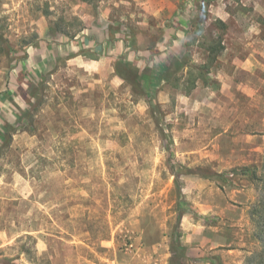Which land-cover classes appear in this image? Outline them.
Wrapping results in <instances>:
<instances>
[{
	"label": "rangeland",
	"instance_id": "1",
	"mask_svg": "<svg viewBox=\"0 0 264 264\" xmlns=\"http://www.w3.org/2000/svg\"><path fill=\"white\" fill-rule=\"evenodd\" d=\"M204 1L201 9L195 0H166L157 18L141 0H127L110 14L119 26L98 29L112 42L120 40L124 64L144 74L188 53L186 67L170 66L171 82L150 86V75L142 86L123 81L108 48L93 66L60 59L38 89L31 120L21 124L16 105L34 101L28 86L38 81L27 77L20 85L18 62L39 39L37 20L49 5L35 0L3 8L0 0V127L8 122L19 129L0 156V264L170 261L180 215L181 243L184 228L202 233L189 240L197 248L189 260L246 264L260 250L264 0H213L206 7ZM89 4V14L97 16L98 1ZM200 17L198 35L190 26ZM83 28L79 17L59 11L47 30L50 38L56 32L73 38ZM219 36L225 49L208 74L214 84L197 81L186 95L187 71L205 62L207 42ZM249 54L244 70L239 63ZM6 91L9 98L1 96ZM243 167L250 173L240 172ZM232 170L237 174L225 183L196 175ZM201 203L214 207L203 216ZM203 238L221 246L210 250ZM231 248L239 253L230 254Z\"/></svg>",
	"mask_w": 264,
	"mask_h": 264
},
{
	"label": "crops",
	"instance_id": "2",
	"mask_svg": "<svg viewBox=\"0 0 264 264\" xmlns=\"http://www.w3.org/2000/svg\"><path fill=\"white\" fill-rule=\"evenodd\" d=\"M32 1L35 0H1L2 7H7L11 5H15L16 7L21 6H27L30 5ZM48 2L49 5V13H47L46 16H40L37 20V23H39V39H37L35 42L31 43L28 47H26L24 54L25 58L18 64V67L22 72H24L27 76H25V79L27 77H30L31 79H35L37 81L40 80V78L47 73H50L51 71L55 70L56 63L60 59H66V61L73 60L81 61L84 64L88 65H95L99 64L100 59L102 56L105 55L106 48L109 49V59H117L119 55V46L118 44L121 43V41H114L112 42V39H109L107 36H109V33H107V36H105L102 32L99 33L98 29L102 28L103 26L107 27H116L118 23L112 20L111 12L114 10V7H117L119 4H126L127 0H96L99 3V14L95 17L91 16L89 14L90 4L89 1L91 0H45ZM162 1V3H161ZM160 2L157 0L156 2L150 3L148 0H141V3L144 5V9L147 10V12L157 18L160 16H163V13L165 12L164 9V3L166 0H161ZM162 4V7L160 5ZM15 9V7H13ZM61 12L65 14L68 12V14L74 15L79 17V19L83 22V30L81 33L77 34V36L71 38L70 36L57 34L55 36H52L50 38V33L47 30L49 20H51V17L56 12ZM119 26V25H118ZM89 29H92L91 31ZM55 37V38H54ZM117 37H115L116 39ZM114 40V39H113ZM113 43V44H112ZM86 55H91L87 57ZM113 56V58H112ZM252 54H249L247 58L242 63H239L241 65V68L244 70L249 69V65L251 64L250 59H252ZM238 65V66H239ZM53 74V73H52ZM51 74V75H52ZM7 100V99H5ZM213 204H206L201 203L197 207L198 214H202L203 216L205 214H208L209 209L213 208ZM191 226L195 227L191 224ZM204 226H202L203 228ZM196 228V227H195ZM184 233L182 238L185 239L184 243H181L182 246L187 248V257L190 258L192 256V252L197 249L193 248L192 245L189 244V240L192 242L191 239L196 238L199 240V237L202 235L201 232H197L191 228H184ZM201 243L205 242L206 247L210 250L215 249L218 246H221L219 242H215L212 239L203 238V240H200ZM208 242H210L211 245H208ZM215 243V247L213 244ZM217 243V244H216ZM188 244V245H187ZM203 247V245L201 246ZM200 250V249H199ZM143 252L145 250L142 249ZM241 251V250H240ZM139 252V251H138ZM228 252L230 254H237L239 253V250L235 249H229ZM214 262L210 261H202V260H188L185 262V264H214ZM241 261L237 262V264H240ZM112 264H119L116 262H112ZM123 264V263H120ZM124 264H135V262H126ZM142 264H170V261L162 260L159 258H153L151 256V259L145 261ZM219 264V263H217Z\"/></svg>",
	"mask_w": 264,
	"mask_h": 264
},
{
	"label": "trees",
	"instance_id": "3",
	"mask_svg": "<svg viewBox=\"0 0 264 264\" xmlns=\"http://www.w3.org/2000/svg\"><path fill=\"white\" fill-rule=\"evenodd\" d=\"M200 1H202V0H195L194 4L196 6H200V8L202 9L203 5L200 4ZM212 1L213 0H205L204 1L205 7L207 5H209ZM216 22L218 24H220L219 26L222 29L225 28L226 25L221 20H216ZM203 24H204V18L200 17L197 21L193 20L191 22L190 27L191 28L197 27L198 30H197L196 34L200 35L202 33V31H200V29L202 28ZM261 24H264V20L261 21ZM189 31H190V29H189ZM0 40H2V39L0 38ZM122 43L124 44L125 48H128L127 42L123 41ZM192 43H194V41ZM187 45H188V43H187ZM224 49L225 48H224L221 36H219L217 39L209 40V42H207L206 47H205V51L207 54L205 62L201 65H195V66H193L192 69H189V71H187V78L185 80V83L188 84V87H185L186 95H188L191 92V90L193 88H195L197 81H201L203 83H205V82L209 83L210 82L211 85L214 84L213 81H210L208 79V74L210 73L211 68L215 65V63L217 61V56ZM89 56H91V55H89ZM188 56H189L188 53H187V55L185 53H183L180 58H173L172 62L169 65H164L155 74H144V73L140 72L138 67H135V65H132L131 63L124 64L125 56L123 54H120V55H118V57L116 59L117 64L115 66V73L123 81H125V82H127L133 86H142L141 82H143L142 81L143 78L146 77V75H150L149 76L150 86H156L158 83L163 82V81L167 82V83L171 82L172 78L169 74L170 66L174 65L175 71H180L181 69H183L184 67H186L189 64L190 61L188 59ZM24 58H25V54L22 58L19 59L18 64ZM89 58H91V57H89ZM53 71L42 76L40 78V80L35 85L29 84V86H28L29 93L28 94L31 96V98H33L34 101H27L26 100L25 101L26 102L25 107L20 106V105H16L17 106L16 107L17 112L15 114H16L18 122L21 123L23 120H31V117L34 113V110H36V108L38 107V105H35V101H36L35 98L37 96L38 89L40 88L42 83L46 82V79L53 73ZM20 74H23V75H21V78L19 80V84L21 85L26 80L25 79L26 74L24 72H22ZM179 81H180V79L174 80V82H175L174 86L175 87L178 86ZM9 92L10 91H6V92L2 93L1 96L5 97V98H9L10 97ZM150 111H151V113L154 112V105H152V104L150 105ZM30 124H31V122H30ZM17 130H19L18 127H15L8 122H4L3 125H1V127H0V156H1V151L10 146L11 141H12V136L15 134V132ZM21 130H23V129H21ZM263 164H264V157H263ZM263 167H264V165H263ZM240 172H242L243 174H246V173L248 174V173H250V169L248 167H243V169ZM227 173L224 172V173L219 174L216 172L201 171V172L197 173L196 175H198L202 178H206V179H211V178L216 177L219 181L225 183V182H230V179H228V177H227L228 175L232 176V175L237 174L235 170H232V171L227 172ZM251 173L253 175V178H255L254 172L252 171ZM188 174H191V171H188ZM258 180L264 181V177H260V178H258ZM260 213H261V216H260V223H259L257 238L261 241V247H260L259 251H255V252L251 253L250 257H248L246 259V262H245L246 264H264V202L262 203V206L260 208ZM181 217H182L181 215L178 216L177 223L173 227V239H172L170 246H169L170 247V253H171L170 264H185V262L189 260L187 257V248L182 246V244L179 240L180 235L177 234L178 223H179Z\"/></svg>",
	"mask_w": 264,
	"mask_h": 264
}]
</instances>
